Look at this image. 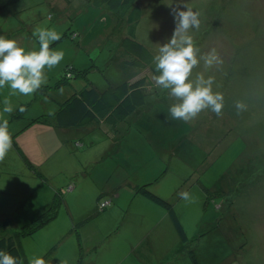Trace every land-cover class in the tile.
<instances>
[{
    "label": "rangeland",
    "instance_id": "1",
    "mask_svg": "<svg viewBox=\"0 0 264 264\" xmlns=\"http://www.w3.org/2000/svg\"><path fill=\"white\" fill-rule=\"evenodd\" d=\"M99 2L92 3L90 12L84 9L77 15L80 31L70 33V28L51 23L52 16L48 17L50 24L41 28L60 34L50 48L63 51L64 58L45 70L46 87L19 100L17 107L10 103L11 115L22 113L21 103L28 108L26 117L51 114L75 89L90 84L105 89L147 73L151 74V93L146 104L126 118L114 120L104 114L86 126V139L73 145L70 141V155L64 156V149L59 148L37 165L40 171L34 172L43 179L38 194L44 204L36 211L33 191L0 179V235L17 239L25 254L24 264L44 256L46 264H77L83 252L86 264H113L109 250L115 239L100 243L96 252L88 248L91 223H114L126 243L122 247L129 249L139 237H130L128 225L153 224L169 214L143 192L147 188L174 206L188 233L187 243L178 240L173 250L190 258L185 262L175 257L171 264H194L192 254L199 264H224L231 256L235 260L229 264H264V226L247 224L253 218L264 223V0H137L143 8L138 38L154 54L173 35L174 9L187 10L186 4L199 14L200 26L189 34L201 54L215 48L223 60L210 69L201 61L193 70V78L198 73L214 78L213 90L224 96L222 114L208 109L188 122L171 117L169 109L178 101L155 85L150 67L124 64L130 55L120 40L127 18ZM39 47L37 42L32 50ZM67 66H73L69 79ZM238 101L246 110L238 112ZM57 142L54 137L53 144ZM76 171L80 174L72 177ZM182 192L191 195L184 205ZM57 194L60 204L53 220L32 234L16 233L47 210ZM107 199L111 205L102 207L100 203ZM5 219L10 223L4 224ZM239 222L243 229L237 227ZM224 226H231V232L224 233ZM226 235L234 241L228 243ZM211 239L217 242L218 256L213 254Z\"/></svg>",
    "mask_w": 264,
    "mask_h": 264
},
{
    "label": "crops",
    "instance_id": "2",
    "mask_svg": "<svg viewBox=\"0 0 264 264\" xmlns=\"http://www.w3.org/2000/svg\"><path fill=\"white\" fill-rule=\"evenodd\" d=\"M90 1L92 2L93 0H0V36H4L6 39H15L26 50H32L38 42L34 36L33 27L35 25L37 26L40 22L43 23L45 17L47 18L50 14H53L51 23L52 21L53 23L58 22V24L63 23L67 29L70 28L72 30L79 23L77 15L80 16L84 9L88 10V12L91 11L92 7L90 6L92 5ZM70 22H73L72 26H70ZM78 30L80 31V29ZM23 98L26 97L24 95L12 94L8 86L0 88V118L9 121L8 130L12 136V148L5 159L0 162V179L3 182L6 180L24 185L27 187L25 191H33L31 196L33 200L32 206L33 210L36 211L44 204L41 197L43 179L39 178L38 173L34 172L40 171L37 165L42 164L59 148L64 149V156L70 155L72 153L70 141L73 145L79 139H86L88 129L86 127H79L75 129L76 131H71L73 130L72 128H61L50 124L33 122V119L36 117L47 113L42 112L33 117H26L28 108L25 103L21 104L26 111L19 115L16 114L13 117V115L3 112L2 105L5 100L11 103L13 107H17L18 101ZM58 108L59 105L54 112ZM104 120L106 119L104 118ZM104 120L101 119L100 121L102 122ZM117 124L116 122L113 126ZM54 137L58 140L56 144H53ZM56 158L59 160V157ZM84 173L82 171V174ZM79 174L80 171H76L71 176L74 177ZM38 191L41 193L38 194ZM187 201L183 199V205ZM48 205H50V200ZM250 216L251 218L254 217L253 214ZM159 219L160 222L155 221L153 224H143L141 222L138 225H128L127 229L130 237L132 239L133 237H139L137 242H132L129 249L122 247L126 243L120 239L118 229L114 223H102L101 225L91 223L92 227L88 237L92 238V240L88 247H94L96 249L106 239H115L110 244L109 250L114 260L113 264H171L172 259L175 257L187 262L188 258H190L188 254H181L173 250V248H176L174 243L178 240L182 244L184 241L187 243V241L181 238L179 229L174 224L172 217L170 214L167 217L163 214ZM254 219L247 220V224L252 222L249 227L264 226V223H260L256 219L253 222ZM239 224L240 222L236 224L237 227L243 229V226H239ZM183 229H185L184 226ZM251 229L246 227L247 231ZM254 231L262 233L259 229ZM230 232L231 226H224V233ZM225 239L228 243L234 241L230 235H226ZM128 240L130 239H125V241ZM211 242L212 248L214 249L215 247L213 254L215 256L216 253V256H218L217 242H214L213 239H211ZM180 245L181 243L178 246ZM234 260V256L227 257L224 260L225 263H223L229 264ZM107 264H110V262Z\"/></svg>",
    "mask_w": 264,
    "mask_h": 264
},
{
    "label": "clouds",
    "instance_id": "3",
    "mask_svg": "<svg viewBox=\"0 0 264 264\" xmlns=\"http://www.w3.org/2000/svg\"><path fill=\"white\" fill-rule=\"evenodd\" d=\"M175 10L176 28L171 39L159 47L158 54L154 56L153 63L156 72L153 80L158 88L168 90L170 98L178 101L169 111L173 119L186 122L192 121L204 111L210 109L217 116L222 114L224 96L221 92L213 90L214 78H205L203 73L196 74L193 70L203 61L204 67L210 69L223 63L215 48L201 54L200 48L195 44L189 34L193 28L198 29L200 21L198 13L189 8ZM39 39V50H26L15 39H6L0 36V88L10 87L13 94L19 93L30 96L47 83L45 70L56 67L64 58L63 51L50 48V43L58 41L61 37L55 30L38 28L34 32ZM3 112L11 114L13 107L5 100ZM238 112L246 110V105L238 101L235 105ZM20 112H25L20 107ZM9 121L0 118V162L7 156L12 148V136L8 130ZM184 200H190L188 192L180 193ZM0 264H23L13 255L0 251ZM29 264H46L43 258H33Z\"/></svg>",
    "mask_w": 264,
    "mask_h": 264
},
{
    "label": "trees",
    "instance_id": "4",
    "mask_svg": "<svg viewBox=\"0 0 264 264\" xmlns=\"http://www.w3.org/2000/svg\"><path fill=\"white\" fill-rule=\"evenodd\" d=\"M95 1H101L97 3L99 6H101L100 4L107 5L114 12L117 11L123 15L125 14L127 18V20H125L127 23L126 28L122 33V40H120V46L130 55V57L123 60L124 64L140 68L150 67L149 69L153 77L159 75L153 63V58L156 54L152 52L151 48L146 43L138 38L139 27L143 17V8L140 2H137V0H93L92 2L90 1L92 6V3ZM51 16H53V14L49 15V17ZM47 19L48 17H45L43 23L40 22L37 26L35 25L33 27L34 32L46 24L48 22ZM70 26H72V24H70ZM75 28L77 27H73L72 29ZM71 31L72 30H69L70 33ZM37 41L39 42V39H37ZM71 69H73V66L66 67V79L72 78ZM85 70L86 69L80 71ZM151 83V74L147 73L142 74V76L133 81H124L116 85L110 84L105 89H99L97 86L90 84L80 90L75 89L71 94H68L66 99L60 103L56 112L51 115L44 114L38 116L33 119V122L39 121L61 128H81L99 120L104 114L112 117L114 120L119 118L124 119L128 115L134 113L139 107L146 104L148 95L151 93L152 89ZM42 87H46V85ZM143 192L154 202L161 204L168 210L174 224L179 229L181 238L187 241V233L184 231L185 229H183L174 206L168 200L147 190V188H143ZM59 204L60 197L57 194L54 196L52 205H49L47 210L42 212L35 220L27 223L24 229L16 233L20 236L32 234L35 230L53 220L58 212ZM9 219H5L2 222L7 225L10 223ZM7 235L8 234L5 233L0 235V251L7 252L19 258L24 264L25 254L19 246L17 239L12 235ZM88 248H90L91 251L95 249L94 247ZM97 248L98 247H96L95 252ZM84 250L83 246V251ZM192 256L194 264H199L197 257L194 254H192ZM43 259L46 260V256H44ZM85 261L83 252V257L79 258L77 264H86Z\"/></svg>",
    "mask_w": 264,
    "mask_h": 264
},
{
    "label": "built area",
    "instance_id": "5",
    "mask_svg": "<svg viewBox=\"0 0 264 264\" xmlns=\"http://www.w3.org/2000/svg\"><path fill=\"white\" fill-rule=\"evenodd\" d=\"M108 204H110V200H109V199L103 201L100 205H101L102 207H105V206L108 205Z\"/></svg>",
    "mask_w": 264,
    "mask_h": 264
}]
</instances>
